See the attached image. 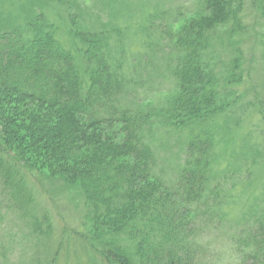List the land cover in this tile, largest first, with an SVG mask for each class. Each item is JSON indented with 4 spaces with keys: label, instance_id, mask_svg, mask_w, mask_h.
I'll use <instances>...</instances> for the list:
<instances>
[{
    "label": "trees",
    "instance_id": "16d2710c",
    "mask_svg": "<svg viewBox=\"0 0 264 264\" xmlns=\"http://www.w3.org/2000/svg\"><path fill=\"white\" fill-rule=\"evenodd\" d=\"M27 2L11 4L22 8L18 16L0 18V85L52 109L26 132L45 151L50 175L79 194V239L91 264H264V202L248 207L225 247H213L207 236L226 224L236 185L251 186L252 166L264 162L247 135L226 148L242 112L235 86L243 81V0H200L176 30L180 11L145 17L139 29L153 61L134 57L123 41L131 27L118 25L117 14L131 12L123 6L128 0H104L98 11L67 6V38L42 0ZM253 3L264 15V0ZM163 79L172 87L167 96L142 105L163 92ZM178 136L184 156L168 178L157 151ZM229 157L234 166L223 161ZM3 159L0 153L4 186L29 212L32 192L18 165ZM29 218L47 253L39 264H55L62 241L52 248L47 216L46 224Z\"/></svg>",
    "mask_w": 264,
    "mask_h": 264
},
{
    "label": "rangeland",
    "instance_id": "374dc122",
    "mask_svg": "<svg viewBox=\"0 0 264 264\" xmlns=\"http://www.w3.org/2000/svg\"><path fill=\"white\" fill-rule=\"evenodd\" d=\"M0 0V18H7L13 15H19L22 8L12 6L11 4L20 5L27 0ZM98 1V2H97ZM42 0L41 4L46 7L45 11L49 14L51 20L60 26L61 35L67 38V15L66 7L78 5L80 9H93L98 11L105 4L104 0ZM200 0H128L127 5L131 12L121 10L118 25L127 23L133 29H126L124 35V43L127 48L132 50L134 57H140L144 53L154 59L153 50H148L143 42L144 35L142 30L136 28L142 25L145 27L148 15L155 16V12L169 11L168 16H174L177 12H182L179 21L174 23V30L180 28L186 20L192 18L193 13L198 10ZM41 2V1H40ZM11 5V6H10ZM23 6V5H22ZM26 7V5H25ZM124 8V7H122ZM72 9V8H71ZM243 27L240 32L239 66L242 70V83L235 86L239 98L241 114L238 115L237 125L231 127L232 133L228 137V145L233 146L234 143H241L242 139H252V143L257 145L261 151H264V46L261 39L262 26L264 25V15L256 8L253 0H243ZM70 14V12H69ZM71 15V14H70ZM101 18V17H100ZM108 19V18H107ZM105 19V21L107 20ZM20 20H16L18 23ZM242 33V34H241ZM144 56V55H143ZM132 57V58H134ZM230 63L229 58H225ZM230 60V61H229ZM142 66L143 64L140 63ZM9 77V74H5ZM169 79H163V92L157 94L151 100L141 103L151 104L160 102L167 96L171 85L167 84ZM159 83V81H155ZM52 109L46 105L40 104L38 101L18 95L14 92L6 91L0 85V153L5 159L4 164L18 165L21 170L20 176H24L26 186L32 192L33 207L29 212L20 210L16 201L12 199L8 188H5L4 178L0 176V264H39L47 253H43L44 247L37 238L33 236L32 229L29 226L32 214L40 217V221L46 224L43 216H47L51 225L52 233L50 243L52 248L62 241L64 246L61 247L59 253L55 257V264H91L90 255L79 239L82 232L81 215L84 212L83 206L80 204L78 193L71 185L61 183V180L50 175L46 170L42 159L45 151L42 146L34 144V139L27 134V128L39 115L49 117ZM5 130V131H4ZM1 133L9 136V146L15 151L11 154L7 151L6 137H1ZM17 137L15 143L11 142V137ZM170 137V136H169ZM163 140H167L164 138ZM184 141V140H183ZM165 143V142H164ZM184 144L181 142V136L170 139V143L163 144L159 147L157 153L160 163L167 176L173 178L177 165L184 156ZM14 155V156H12ZM12 159H16L17 163ZM232 166L235 161L227 158ZM41 162V163H40ZM258 162H255L256 164ZM252 166L255 178L251 186L243 185V188L237 186V193H234L231 204L232 209L230 219L225 227H222L218 234L220 241L214 242L212 245L221 246L228 240L231 241V234L237 229L247 214L248 207L255 203L264 202V162ZM39 166V167H38ZM38 168L39 171L36 170ZM244 175V174H242ZM242 178H240V181ZM241 183V182H240ZM225 231V232H224ZM209 238L213 237L210 234ZM43 249V250H42ZM4 260L6 262H4Z\"/></svg>",
    "mask_w": 264,
    "mask_h": 264
}]
</instances>
